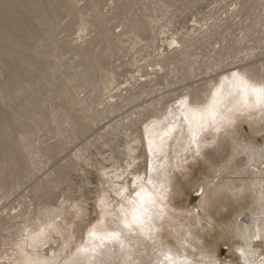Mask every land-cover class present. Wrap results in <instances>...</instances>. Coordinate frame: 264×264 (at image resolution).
Instances as JSON below:
<instances>
[{"label":"rangeland","instance_id":"1","mask_svg":"<svg viewBox=\"0 0 264 264\" xmlns=\"http://www.w3.org/2000/svg\"><path fill=\"white\" fill-rule=\"evenodd\" d=\"M185 45L186 54L177 51ZM263 62L264 0H0V264L19 253L45 209L71 222L73 245L92 229L128 238L124 212L149 173L143 132L150 115L187 87L200 95L208 78ZM150 75L157 79L141 94ZM23 122L39 126L36 168L20 138ZM216 133L205 131L182 176L172 172L175 194L165 202L187 215L180 223L209 164L235 153ZM252 140L264 147V132L244 123L241 143ZM217 176L241 188L259 175L241 152ZM245 206L232 202L198 226L199 241L213 244L221 259L231 256L221 224L237 214L248 220L255 211ZM60 241L42 250L57 251Z\"/></svg>","mask_w":264,"mask_h":264},{"label":"bare ground","instance_id":"2","mask_svg":"<svg viewBox=\"0 0 264 264\" xmlns=\"http://www.w3.org/2000/svg\"><path fill=\"white\" fill-rule=\"evenodd\" d=\"M171 44L176 46L179 42L172 39ZM178 50L186 54L188 47L185 45ZM166 56L164 54L162 60L167 61ZM148 79H142L141 94L149 90L147 84L156 81L157 77L154 79L151 76ZM252 87H264V62L228 69L208 78L200 95L187 87L172 102L165 103L156 114L150 115L143 132L150 163L149 173H146L148 180L132 197L129 212H124L125 224L132 225L126 227L130 236L124 241L109 231L101 232L91 228L86 237H82V241L73 245L71 222L62 219L61 211L50 208L51 210L45 209L44 213L36 217V223L29 233L26 231L27 246H23L24 243L18 254L6 256L7 264H245V258L252 264H264V243L260 241H264V147L253 140L247 145L241 143L244 123L254 133L264 132V112L254 107L244 110L243 89L248 88L250 92ZM247 99L248 104L254 103L251 95ZM113 111L110 107L107 112ZM57 118V114L52 117L54 121ZM22 124L25 129L20 138L36 168L40 165L39 156L43 150L32 138H37L39 126H29L24 122ZM207 129L215 130L217 136L228 139L235 153L217 166L209 164L208 175L195 182L194 199L197 202L190 207L191 210H187L190 215L186 220L187 215L182 210L176 213L169 208L172 202L170 205L166 204V195L175 192H169L174 173L183 175L180 169L185 165L184 160L188 159L187 154L200 146ZM82 149L78 148L74 154H79ZM241 152L249 154V164L258 171L256 183L241 188L235 187L228 180H220L218 183L217 175L227 171L234 164L235 155ZM232 202L245 203L244 208L255 212L248 215V220H244L246 215L242 220L237 214L221 224L223 231L220 239L227 240L231 255L229 259H221L216 255L213 244H202V240L199 241L201 235L198 226L204 225V221L213 222L215 214ZM144 209L147 211H143ZM134 214L140 217L139 225L132 220ZM183 214L185 220H182L185 223L182 221L181 225L179 219ZM164 228L166 232L163 231ZM56 237L60 238L61 247L57 251L45 253L42 248L49 241L58 239ZM197 238L199 242H195ZM143 253L144 256H140Z\"/></svg>","mask_w":264,"mask_h":264},{"label":"snow or ice","instance_id":"3","mask_svg":"<svg viewBox=\"0 0 264 264\" xmlns=\"http://www.w3.org/2000/svg\"><path fill=\"white\" fill-rule=\"evenodd\" d=\"M244 93V110L250 107H254L257 110L264 112V87H252L251 91L249 92L248 88L243 89ZM251 95L253 98L254 103L248 104V96ZM139 195V194H137ZM143 211H147V209H144ZM132 220L134 224L139 225L140 224V217L138 215H133ZM126 227H131L132 225H125ZM245 264H252L250 260L245 258Z\"/></svg>","mask_w":264,"mask_h":264}]
</instances>
